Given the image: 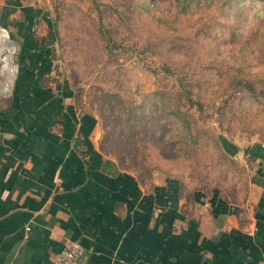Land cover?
I'll return each instance as SVG.
<instances>
[{"label":"rangeland","instance_id":"rangeland-1","mask_svg":"<svg viewBox=\"0 0 264 264\" xmlns=\"http://www.w3.org/2000/svg\"><path fill=\"white\" fill-rule=\"evenodd\" d=\"M22 1L39 5L33 33L120 168L248 192L251 152L264 154V0Z\"/></svg>","mask_w":264,"mask_h":264},{"label":"crops","instance_id":"crops-1","mask_svg":"<svg viewBox=\"0 0 264 264\" xmlns=\"http://www.w3.org/2000/svg\"><path fill=\"white\" fill-rule=\"evenodd\" d=\"M0 3L20 46L0 97V264L16 244L10 264H60L67 242L81 247L77 264H264V154L232 198L120 168L33 33L39 5Z\"/></svg>","mask_w":264,"mask_h":264},{"label":"bare ground","instance_id":"bare-ground-1","mask_svg":"<svg viewBox=\"0 0 264 264\" xmlns=\"http://www.w3.org/2000/svg\"><path fill=\"white\" fill-rule=\"evenodd\" d=\"M12 40L9 38L8 34L0 31V43L2 44V58H1V68H0V73L1 74H6L8 71H12L14 69V66L12 64V58H13V53L15 50V46L11 42ZM3 47L6 48L3 49ZM9 76L5 75V78L1 80L0 82V92H7L10 90V81L8 80Z\"/></svg>","mask_w":264,"mask_h":264},{"label":"built area","instance_id":"built-area-1","mask_svg":"<svg viewBox=\"0 0 264 264\" xmlns=\"http://www.w3.org/2000/svg\"><path fill=\"white\" fill-rule=\"evenodd\" d=\"M3 28L5 29V27H3ZM8 36H9V34H8ZM9 38H10V36H9ZM12 64L14 66V69L10 72L8 71L5 74V75L9 76L8 80L10 81V83L13 81L12 77H13L14 73H15V75H14V78H15L17 68H18V64H14V59H12ZM5 75L1 74L2 80L5 78ZM11 86H12V84H11ZM10 91H11V87H10V90L6 94H2V95L7 96L10 93ZM80 254H81V247L78 244L67 242L64 244L62 250L57 254L56 259L60 264H77L78 259L80 257Z\"/></svg>","mask_w":264,"mask_h":264},{"label":"water","instance_id":"water-1","mask_svg":"<svg viewBox=\"0 0 264 264\" xmlns=\"http://www.w3.org/2000/svg\"><path fill=\"white\" fill-rule=\"evenodd\" d=\"M16 249H17V244L14 245V247L10 250V252L8 253L5 261H4V264H10L15 252H16Z\"/></svg>","mask_w":264,"mask_h":264},{"label":"trees","instance_id":"trees-1","mask_svg":"<svg viewBox=\"0 0 264 264\" xmlns=\"http://www.w3.org/2000/svg\"><path fill=\"white\" fill-rule=\"evenodd\" d=\"M3 26L5 27V25H3ZM19 69H20V67H19ZM250 152H251V151H250ZM251 153H252V154H253V156H255V157H259V156H260V154H259V153H255L254 151H253V152H251ZM254 153H255L256 155H255Z\"/></svg>","mask_w":264,"mask_h":264}]
</instances>
